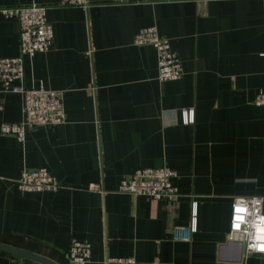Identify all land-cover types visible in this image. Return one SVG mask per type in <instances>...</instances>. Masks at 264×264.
<instances>
[{
  "label": "crops",
  "instance_id": "0c3cea01",
  "mask_svg": "<svg viewBox=\"0 0 264 264\" xmlns=\"http://www.w3.org/2000/svg\"><path fill=\"white\" fill-rule=\"evenodd\" d=\"M60 0L40 4L54 29L45 52L25 57V83L64 90L67 119L34 127L20 141L0 131V264H73L72 238L91 243L86 264L108 255L140 264H264L230 238L235 199L264 197V0ZM170 38L183 76L160 80L157 51L137 45L142 26ZM19 23L0 10V56L20 53ZM92 48V50H91ZM0 125L24 117L23 96L0 83ZM194 109V121L183 110ZM170 165L181 193L165 198L117 190L136 168ZM47 166L59 190L22 193L25 168ZM101 185V190L91 188ZM197 230L176 239L174 225ZM264 211V203H263Z\"/></svg>",
  "mask_w": 264,
  "mask_h": 264
},
{
  "label": "built area",
  "instance_id": "2783aa9c",
  "mask_svg": "<svg viewBox=\"0 0 264 264\" xmlns=\"http://www.w3.org/2000/svg\"><path fill=\"white\" fill-rule=\"evenodd\" d=\"M114 4H130L138 0H111ZM64 6H79L88 9L91 0H60ZM7 18H15L19 23L20 53L15 56H0V83L5 91L20 93L23 96L24 117L20 121H4L0 131L15 135L20 141L25 139L28 129L64 123L67 114L64 106V90L46 87L39 82L36 86L25 83V57L49 50L54 41V29L47 18L45 5L28 4L4 6L1 9ZM137 45L150 44L155 47L158 58V77L160 80L179 79L183 76L181 60L173 49L169 37L160 34L157 27L142 26L135 34ZM92 50V48H91ZM254 102L264 105V87L255 96ZM4 101L0 97V109ZM183 121H194V109L183 110ZM177 170L170 165L136 168L124 176L117 190L134 196L165 198L173 211L180 200L181 193L175 183ZM20 192L57 191L62 184L47 166L25 168L16 180ZM101 190L100 184L91 185ZM264 197L259 194L239 196L235 199L230 217V238L242 243L245 254L264 253ZM242 217V219H240ZM198 202H192L191 221L187 226L174 225L172 230L176 239L189 240L197 230ZM68 258L73 264H86L91 258V243L72 238ZM105 264H140L134 256H111ZM156 264V263H155Z\"/></svg>",
  "mask_w": 264,
  "mask_h": 264
},
{
  "label": "water",
  "instance_id": "95a60500",
  "mask_svg": "<svg viewBox=\"0 0 264 264\" xmlns=\"http://www.w3.org/2000/svg\"><path fill=\"white\" fill-rule=\"evenodd\" d=\"M242 251V245H240V252Z\"/></svg>",
  "mask_w": 264,
  "mask_h": 264
},
{
  "label": "snow or ice",
  "instance_id": "6c2138e0",
  "mask_svg": "<svg viewBox=\"0 0 264 264\" xmlns=\"http://www.w3.org/2000/svg\"><path fill=\"white\" fill-rule=\"evenodd\" d=\"M240 219H242V217H240Z\"/></svg>",
  "mask_w": 264,
  "mask_h": 264
}]
</instances>
